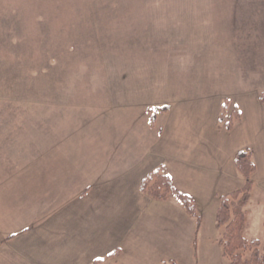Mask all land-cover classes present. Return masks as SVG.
I'll return each instance as SVG.
<instances>
[{
	"label": "crops",
	"instance_id": "0c3cea01",
	"mask_svg": "<svg viewBox=\"0 0 264 264\" xmlns=\"http://www.w3.org/2000/svg\"><path fill=\"white\" fill-rule=\"evenodd\" d=\"M134 1L127 5L137 10L99 19L113 39L99 45L96 76L63 78L60 92L50 80L46 98L27 99L30 110L15 114L0 95V198H25L32 214L17 232L0 236V264L196 260L205 242L218 240L203 233L216 228L220 196L245 183L234 164L245 148L255 165L248 205L264 209L263 44L252 42V64H236L232 55L245 50L236 49L241 36H264L262 15L251 24L250 9L233 6L258 5L264 15V0ZM2 4L9 3L0 0V22L8 20ZM225 101L226 118L238 111L229 130L219 122ZM163 105L168 110L151 125V108ZM160 166L192 198L197 234L176 197L141 191Z\"/></svg>",
	"mask_w": 264,
	"mask_h": 264
},
{
	"label": "rangeland",
	"instance_id": "374dc122",
	"mask_svg": "<svg viewBox=\"0 0 264 264\" xmlns=\"http://www.w3.org/2000/svg\"><path fill=\"white\" fill-rule=\"evenodd\" d=\"M7 2L9 4L6 6L1 5L9 10L7 11L8 20L0 22L2 30L0 33V95L7 94V97H3V100H6H1V102L11 104L9 109L13 110V114L30 110L31 101H27V99L46 98V94L50 91V80L55 83L56 90L54 92H60L63 91V88L60 90L63 86L58 83L63 78L88 76L89 71L91 76H96L99 45L111 44L113 39L112 36L107 35L111 31L99 29V23H107L99 19L104 18L102 17L104 13L124 12L127 9L133 11L140 6L127 5L135 2L134 0H7ZM233 7L234 9L241 7L244 11L250 9L245 12L249 14L247 15L248 22L251 24H253V18L259 19L261 15L264 18V15L259 12L258 5H236ZM233 38L239 39V37ZM203 39L201 38V40ZM240 40L242 45L236 49L244 48L245 50L232 53V55L239 56L238 59H234L235 63L240 64L244 61L252 64L256 62L252 55H255V49L251 48V45L254 44L252 42L255 40L263 44L261 55L264 69V36H241ZM245 40L248 41V47H244ZM246 50L248 52H245ZM202 55L205 54L201 52ZM260 56H258V60ZM248 70L246 69V71ZM225 71L228 73L227 70ZM240 71L243 72V69ZM232 72L235 73V70ZM42 103H46V101H41ZM40 111L41 123H43L46 121V106H41ZM253 195L254 200L259 198L257 192ZM26 206L25 198H0V236L17 232L18 227L27 222L32 214ZM246 211L247 223L243 228L242 235L246 240H259L263 246L264 209H257L253 202L247 204ZM203 234L206 237L219 238L220 231L207 226ZM8 237L10 236L8 235ZM200 249L196 260L185 258L181 260L180 264H228V260L222 256L221 247L217 241L209 240ZM1 255L3 253L0 252V258Z\"/></svg>",
	"mask_w": 264,
	"mask_h": 264
},
{
	"label": "trees",
	"instance_id": "16d2710c",
	"mask_svg": "<svg viewBox=\"0 0 264 264\" xmlns=\"http://www.w3.org/2000/svg\"><path fill=\"white\" fill-rule=\"evenodd\" d=\"M259 97L264 102V91L260 93ZM227 106L228 102L225 101L219 122L224 123L225 128L229 130L238 119V111L237 109L232 110V114L226 118L225 109ZM167 110V105L151 108V125L155 124L157 112ZM234 164L237 172L245 179V183L242 188L220 196L215 215L216 228L220 231L217 242L221 247L222 256L228 260V264H264V245L261 246L257 239L246 240L242 235L243 228L247 223L246 206L253 188L251 174L255 170L251 150L248 148L239 150L235 154ZM140 189L157 200H166L171 196L176 197L186 212L195 219L196 234L198 233L201 219L192 198L176 190L171 177L165 172L163 166L150 171L142 180ZM194 247H196V239ZM118 253L119 250H115L108 257L114 258ZM101 261V259H97L93 264H99ZM163 264L166 263L163 262Z\"/></svg>",
	"mask_w": 264,
	"mask_h": 264
}]
</instances>
